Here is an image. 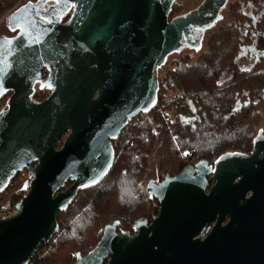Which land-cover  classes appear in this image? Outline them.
Here are the masks:
<instances>
[{"label":"water","instance_id":"1","mask_svg":"<svg viewBox=\"0 0 264 264\" xmlns=\"http://www.w3.org/2000/svg\"><path fill=\"white\" fill-rule=\"evenodd\" d=\"M174 1L29 0L5 18L13 34L0 36L11 40L0 48V98L10 94L0 112V192L23 170L29 181L0 217V264H28L51 240L58 211L111 168V140L155 105L167 58L210 28L227 0L170 19ZM36 88L49 93L37 101ZM149 192L159 203L150 225L136 221L134 234L105 225L73 264H264V136L249 154L199 160Z\"/></svg>","mask_w":264,"mask_h":264},{"label":"trees","instance_id":"2","mask_svg":"<svg viewBox=\"0 0 264 264\" xmlns=\"http://www.w3.org/2000/svg\"><path fill=\"white\" fill-rule=\"evenodd\" d=\"M16 2L0 0V18ZM190 59L191 55H184L160 76L153 108L132 119L115 141V159L107 177L80 190L72 204L58 211L55 241L41 246L28 264H68L62 256L39 254L58 244L67 249L70 259L77 253L86 254L98 242L99 228L116 213V206L117 217L127 220L147 216L153 203L158 209L155 199L148 203L136 196L152 151L164 172H170L202 159L211 161L228 151L249 150L252 130L264 110V65L231 71L222 65L225 55H213L211 50L194 62ZM45 91L38 89L35 99L41 100ZM21 191L25 192L23 186ZM23 195L13 193L9 200L15 204Z\"/></svg>","mask_w":264,"mask_h":264},{"label":"flooded vegetation","instance_id":"3","mask_svg":"<svg viewBox=\"0 0 264 264\" xmlns=\"http://www.w3.org/2000/svg\"><path fill=\"white\" fill-rule=\"evenodd\" d=\"M224 10H226L225 15L223 14ZM172 11H173V6L171 13ZM219 15H220L219 19L210 28L206 30L195 29L193 35L190 36L188 40L186 41L183 40L182 48L176 53L183 52L184 50L196 53V57L193 59V61L191 56L190 59V63H191L196 61L197 58L207 50H211L213 55H216V53L219 52L220 54L225 55V60L222 62L224 69L226 68L231 71H242L250 67H254V66L259 67L261 65H264V0H227L225 6L220 10ZM169 18L171 19V17ZM204 42H205V48H204ZM222 44H223V48H221L220 51L218 47H220ZM182 55L183 56L187 55V53L186 54L183 53ZM183 56H181L179 59H181ZM158 84H159V72H158ZM158 93H159V89H158ZM47 95L48 94H46L44 97H46ZM262 114L264 115V110L261 111V115ZM263 127H261L259 131L258 130L256 131L255 127L253 128L252 130L253 137L251 139V146L249 150L244 152L241 151L242 153L249 154L252 149L253 140L259 135L264 136ZM124 128L121 130L120 134L122 133ZM68 133L69 132H67L66 136L63 139H61L60 144H62V142L66 139ZM120 134L116 139L111 140L114 149V159H115V141L119 138ZM228 152H233V151H228ZM215 159L208 161V163L212 165ZM197 162L188 163L176 171L164 172L162 173V175L147 181L146 184L143 183L144 178L141 177L138 181L139 190L136 196H139L140 200L149 203V200L155 199L154 197L150 196V192H149L150 186L152 184L159 183L166 177V175L174 177L175 175L180 173L186 166H193ZM146 168L147 165L143 173L146 171ZM109 171L101 181H103L107 177ZM22 172H25L27 174L26 170ZM211 176L212 174L208 175L207 179H210ZM67 183H68L67 186H69L71 182L68 181ZM213 184L214 181L209 182L208 187L206 189L207 192ZM249 195L250 193L248 194V196ZM158 213H159V203H158ZM155 216L156 215L153 214L151 218H148V216L140 215L139 217L132 219L131 222L126 218H124L123 216H120L113 219L110 223L114 221L118 222L115 228V231L117 233L129 232L130 234H134L135 231L133 227L136 221L140 219H145L146 225L148 226L151 224Z\"/></svg>","mask_w":264,"mask_h":264},{"label":"rangeland","instance_id":"4","mask_svg":"<svg viewBox=\"0 0 264 264\" xmlns=\"http://www.w3.org/2000/svg\"><path fill=\"white\" fill-rule=\"evenodd\" d=\"M201 2H202V0H176L173 4V11L170 14V17L173 18L174 16H177V15L183 14L187 11H190L192 9H195ZM223 14L224 15L226 14V10L223 11ZM3 16L0 18V36L1 35H5V36L12 35L13 33L10 31V29L6 25L5 18H3ZM204 48H205V42H204ZM183 53L184 54H186V53L190 54L192 56V61L196 57V53L186 51V50H184L183 52H180V53L171 54L167 58L166 63L162 66V68H160L159 78H160V76H162L164 74L166 69L169 68L173 64V62H175L181 56H183L182 55ZM36 90H38V88H36ZM45 93L48 94L49 91H45ZM263 118H264V115L262 114L261 119L254 126L256 131L257 130L259 131V129H261V127L264 126L263 125L264 124ZM263 129H264V127H263ZM66 134L67 133L62 135L61 139H63L66 136ZM61 139H60V141H61ZM159 161H160L159 156L156 154L155 151H152L150 153V155L148 156V159H147L146 171L143 174H141V177L144 178V182H143L144 184H146L147 181L152 180L153 178H156L157 176H160V175H162V173H164V169L161 168ZM28 181H29L28 175L25 172H20L19 175L17 177H15V180H13L12 182L9 183L8 187L5 190L4 195L0 197V212H2L4 215H8L14 211L16 203L14 204V201H10L9 199H11V195L13 193L20 194L22 192L23 194H25L26 192L21 191V187L23 186L24 183H26ZM115 203H116V201H115ZM156 209H157V205H156V203H153L152 208H151L152 211L147 215L148 218H151V216L153 214L154 215L158 214V213H154V211ZM117 210H119L118 206H116V213L109 217L107 223H110L113 219H115L118 215H120ZM127 218H129V217H127ZM131 218L133 219L135 217H131ZM131 218H129L130 222H131ZM104 225L100 226V228H99L100 236L102 234ZM54 241H55V238L53 235V237L51 238L49 243H51V242L53 243ZM44 249L39 252V254H41V257L56 258V257L62 256L63 259L65 258V262L68 261V264H73V262L75 260V258L70 259L68 257L67 249H65L66 251H64V249H62V246L60 244H58L57 246H54L52 249H47V250H44Z\"/></svg>","mask_w":264,"mask_h":264},{"label":"built area","instance_id":"5","mask_svg":"<svg viewBox=\"0 0 264 264\" xmlns=\"http://www.w3.org/2000/svg\"><path fill=\"white\" fill-rule=\"evenodd\" d=\"M28 0H17V2L4 14V16H3V18H6L7 17V15L10 13V12H12L13 10H15L16 8H18L19 6H21L22 4H24V3H26ZM2 18V19H3ZM10 94H8V96H9ZM8 96H7V98H8ZM4 97V96H3ZM3 97H1L0 98V112L2 111V110H4L5 108H6V100H7V98H3ZM2 216H4V214L2 213V212H0V217H2Z\"/></svg>","mask_w":264,"mask_h":264},{"label":"snow or ice","instance_id":"6","mask_svg":"<svg viewBox=\"0 0 264 264\" xmlns=\"http://www.w3.org/2000/svg\"><path fill=\"white\" fill-rule=\"evenodd\" d=\"M54 2L59 3L60 0H54ZM12 30H14V31L19 30V31L23 32V29H12ZM33 40L35 41V38H33ZM5 43L11 44V40L5 39L4 41H0V48H2Z\"/></svg>","mask_w":264,"mask_h":264},{"label":"bare ground","instance_id":"7","mask_svg":"<svg viewBox=\"0 0 264 264\" xmlns=\"http://www.w3.org/2000/svg\"><path fill=\"white\" fill-rule=\"evenodd\" d=\"M34 98H35V97H34ZM44 98H45V97H44ZM44 98H43V99H44ZM36 100H37V99H36ZM41 100H42V99H41ZM37 101H39V100H37ZM62 143H63V142H62ZM23 171H24V170H23ZM21 172H22V171H21ZM26 172H27V171H26ZM19 173H20V172H19ZM70 182H71V181H70ZM66 183H67V182H66ZM70 184H71V183H70ZM97 184H98V183H97ZM93 186H94V185H93ZM65 187H68V186H66V184H65ZM90 187H92V186H90ZM86 188H89V187H86ZM82 189H84V188H82ZM82 189H80V190H82ZM80 190H78V192H79ZM78 192H77V194H78ZM77 194H76V196H77ZM72 202H73V201H72ZM71 204H72V203H71ZM64 210H65V209H64ZM62 211H63V210H62ZM10 214H11V213H10ZM8 215H9V214H8ZM4 216H7V215H4ZM4 216H2V217H4ZM108 224H110V223H108ZM106 225H107V224H106ZM104 226H105V225H104ZM103 230H104V227H103ZM57 232H58V231H57ZM57 232H56V233H57ZM102 234H103V231H102ZM102 234H101V236H102ZM101 236H100V238H101ZM52 237H53V236H52ZM100 238H99V239H100ZM98 241H99V240H98ZM96 244H97V243H96ZM89 251H90V250H89ZM89 251H88V252H89Z\"/></svg>","mask_w":264,"mask_h":264}]
</instances>
